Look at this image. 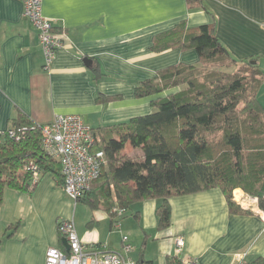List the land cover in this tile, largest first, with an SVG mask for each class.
<instances>
[{
	"label": "crops",
	"instance_id": "obj_1",
	"mask_svg": "<svg viewBox=\"0 0 264 264\" xmlns=\"http://www.w3.org/2000/svg\"><path fill=\"white\" fill-rule=\"evenodd\" d=\"M203 3L205 9L191 10L188 0H42L43 15L67 35L65 49L46 71L23 3L0 0V133L20 114L38 125L77 115L91 129L151 114L154 98H138L137 87L171 66L199 65L194 50L152 51L158 35L183 23L190 29L215 24L233 57L258 58L264 72V0ZM259 100L264 108V84ZM77 204L86 209L80 213ZM169 204L171 225L160 230L157 200L136 203L120 218L102 205L73 201L51 174H44L31 193L4 192L0 264H46L50 248L65 249L58 231L65 220L74 222L85 247L105 245L141 264H178L177 237L186 242L182 257L200 264H244L264 257V213L256 207L253 215L232 214L220 189L175 196ZM124 236L129 253L123 250Z\"/></svg>",
	"mask_w": 264,
	"mask_h": 264
},
{
	"label": "trees",
	"instance_id": "obj_2",
	"mask_svg": "<svg viewBox=\"0 0 264 264\" xmlns=\"http://www.w3.org/2000/svg\"><path fill=\"white\" fill-rule=\"evenodd\" d=\"M188 5L205 9L203 0H188ZM169 50H194L199 65L171 66L137 87L138 98H154L151 114L92 129L94 150L104 151L106 164L79 201L102 205L113 216L114 208L128 210L157 200L160 230L171 225L172 197L211 189L221 190L232 214H254L235 201L237 190L256 199L264 213V108L259 100L264 72L259 59L233 57L215 24L190 29L183 23L158 35L152 51ZM94 73L102 75L98 69ZM41 126L20 114L10 129H24V138L0 135V205L6 189L33 191L32 175L25 170L31 162L41 176L51 174L64 188L61 165L42 151ZM130 143L142 153L140 160L122 154ZM18 226L10 227L7 236ZM244 264H264V257Z\"/></svg>",
	"mask_w": 264,
	"mask_h": 264
},
{
	"label": "built area",
	"instance_id": "obj_3",
	"mask_svg": "<svg viewBox=\"0 0 264 264\" xmlns=\"http://www.w3.org/2000/svg\"><path fill=\"white\" fill-rule=\"evenodd\" d=\"M24 5V17L38 33L39 43L44 56V69L49 71L56 59L57 53L66 47L67 35L55 29L51 19L42 12V0H19ZM41 147L45 155L58 162L64 176V191L75 202L81 200L91 189L93 182L101 177L106 164L104 151L94 150L95 139L92 129L77 115H58L55 120L41 126ZM25 130L8 129L1 136L19 141L24 138ZM32 175V186L35 187L41 174L32 162L26 167ZM235 201L245 208H257V200L246 196L239 190L234 193ZM126 210L114 208L116 217H123ZM120 228V222L116 223ZM58 231L69 245V253L61 249L50 248L46 254V264H136L132 259L109 250L105 245L87 248L78 236L73 221L60 222ZM128 237H123V250L131 252L127 243ZM186 242L183 237L176 239V256L178 264H200L197 259L182 257Z\"/></svg>",
	"mask_w": 264,
	"mask_h": 264
},
{
	"label": "rangeland",
	"instance_id": "obj_4",
	"mask_svg": "<svg viewBox=\"0 0 264 264\" xmlns=\"http://www.w3.org/2000/svg\"><path fill=\"white\" fill-rule=\"evenodd\" d=\"M229 71V70H228ZM233 70H231V72H233ZM125 157H129L132 158L134 160H140L142 157V153L138 150H135V147L132 146V144L130 143L129 146H127L124 150V152L122 153ZM79 205V210L80 213L82 211V209H86L85 206H83L82 204H77Z\"/></svg>",
	"mask_w": 264,
	"mask_h": 264
},
{
	"label": "water",
	"instance_id": "obj_5",
	"mask_svg": "<svg viewBox=\"0 0 264 264\" xmlns=\"http://www.w3.org/2000/svg\"><path fill=\"white\" fill-rule=\"evenodd\" d=\"M85 62H86V64L88 66H91V64H92V61L89 60V59L88 60H85ZM62 244H63V247L65 248L66 253H69V245H68L67 240L66 239H63L62 240Z\"/></svg>",
	"mask_w": 264,
	"mask_h": 264
}]
</instances>
